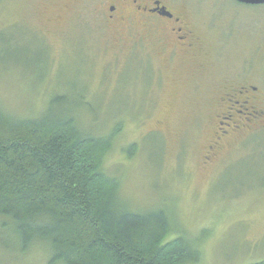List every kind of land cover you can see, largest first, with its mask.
Here are the masks:
<instances>
[{
	"label": "rangeland",
	"instance_id": "obj_1",
	"mask_svg": "<svg viewBox=\"0 0 264 264\" xmlns=\"http://www.w3.org/2000/svg\"><path fill=\"white\" fill-rule=\"evenodd\" d=\"M178 1L198 38L191 55L106 24L90 0H0V106L39 115L58 95L84 99V130L121 125L105 169L132 209L173 211L198 264L264 262V131L209 151L226 94L253 87L264 113V6ZM4 244L0 264H46L39 248L20 255Z\"/></svg>",
	"mask_w": 264,
	"mask_h": 264
},
{
	"label": "trees",
	"instance_id": "obj_2",
	"mask_svg": "<svg viewBox=\"0 0 264 264\" xmlns=\"http://www.w3.org/2000/svg\"><path fill=\"white\" fill-rule=\"evenodd\" d=\"M83 103L58 95L24 116L0 106V241L20 255L39 248L46 264L200 263L173 211L123 199L121 180L105 169L121 125L107 135L84 130Z\"/></svg>",
	"mask_w": 264,
	"mask_h": 264
},
{
	"label": "flooded vegetation",
	"instance_id": "obj_3",
	"mask_svg": "<svg viewBox=\"0 0 264 264\" xmlns=\"http://www.w3.org/2000/svg\"><path fill=\"white\" fill-rule=\"evenodd\" d=\"M90 1L97 5L101 14L99 18L106 24L127 26L137 32L136 39L153 43L160 51H180L191 55L198 47V38L190 20L178 6V0ZM248 89L234 90L222 100L225 110L214 124V139L209 147L212 157L216 156L226 139L244 132L253 134L264 131V113L258 110L256 98ZM245 122L248 129L243 128Z\"/></svg>",
	"mask_w": 264,
	"mask_h": 264
},
{
	"label": "water",
	"instance_id": "obj_4",
	"mask_svg": "<svg viewBox=\"0 0 264 264\" xmlns=\"http://www.w3.org/2000/svg\"><path fill=\"white\" fill-rule=\"evenodd\" d=\"M236 2L247 6H264V0H236Z\"/></svg>",
	"mask_w": 264,
	"mask_h": 264
}]
</instances>
